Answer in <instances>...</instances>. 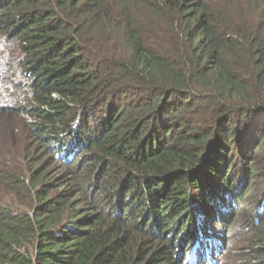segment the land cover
Here are the masks:
<instances>
[{"label":"trees","instance_id":"16d2710c","mask_svg":"<svg viewBox=\"0 0 264 264\" xmlns=\"http://www.w3.org/2000/svg\"><path fill=\"white\" fill-rule=\"evenodd\" d=\"M193 258L264 264V0H0V264Z\"/></svg>","mask_w":264,"mask_h":264},{"label":"rangeland","instance_id":"374dc122","mask_svg":"<svg viewBox=\"0 0 264 264\" xmlns=\"http://www.w3.org/2000/svg\"><path fill=\"white\" fill-rule=\"evenodd\" d=\"M259 150H260V149H259ZM254 168H256L257 171L261 170V166L254 167ZM244 206H245V205H243V207H244ZM230 241H231V244H233V245H239L240 247H242V246L245 245V242L240 241L239 239L235 238L234 236L232 237V239H230ZM194 257H195V256H194ZM193 260L195 261L194 264H198V261L196 262V259H195V258H193ZM199 264H200V263H199Z\"/></svg>","mask_w":264,"mask_h":264}]
</instances>
